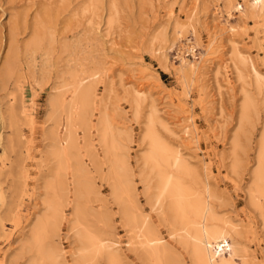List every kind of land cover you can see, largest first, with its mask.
<instances>
[{"label":"rangeland","instance_id":"1","mask_svg":"<svg viewBox=\"0 0 264 264\" xmlns=\"http://www.w3.org/2000/svg\"><path fill=\"white\" fill-rule=\"evenodd\" d=\"M249 1L0 0V264H30L36 254L35 248H28V240L46 210V183L58 166L49 152L53 141L49 131L58 127L62 134L66 123L63 111L61 125L54 124L50 99L64 94L70 101L73 80L83 78L91 83L94 96L91 128L79 121L74 124L92 187L81 203L87 210L85 223L113 244L120 263L152 264L139 255L113 195L111 164L96 127L104 112L114 135L119 134L116 139L125 146L144 213L183 264H193L190 247L171 235L167 201L153 207L155 173L143 157L149 149L144 130L155 101L157 132L190 163L184 174L187 183L198 190L209 186L218 217L236 227L232 238L239 256L249 264H264V221L250 201L264 122L263 93L257 91L249 68L251 63L264 80V10L251 14ZM238 2L246 7L244 15L233 8ZM231 26L236 29L230 31ZM179 31L182 38H177ZM213 37V48H219L206 54ZM190 41L199 44L194 55L186 52ZM11 60L15 68L8 77ZM133 71L144 79L138 80ZM142 81L149 93L138 105L129 90ZM246 95L254 97L259 113H250L249 120L242 122ZM184 128L194 141L185 137ZM69 165L70 161L65 175L69 191L56 241L63 254L58 262L78 264L74 253L79 243L71 230L75 197ZM261 203L264 210V197ZM100 258L91 263L107 264Z\"/></svg>","mask_w":264,"mask_h":264},{"label":"bare ground","instance_id":"2","mask_svg":"<svg viewBox=\"0 0 264 264\" xmlns=\"http://www.w3.org/2000/svg\"><path fill=\"white\" fill-rule=\"evenodd\" d=\"M247 6L250 8L251 14L260 15L264 10V0H251L247 3ZM233 8L237 10L240 15H244L246 13V7L242 3H235ZM228 14L231 17L233 16L230 12ZM235 29V26H231V28H229L230 31H234ZM182 37L181 31H179L177 38ZM215 42L216 37H213L205 48L204 52L206 54H213L216 52L219 46L217 45L216 49H214L213 47H215ZM188 43H190V45L186 52L189 51L193 53L199 44L191 41ZM165 59H167V57ZM13 68H15V66L14 62L11 60L9 61L7 68L8 77L11 76ZM218 68L220 67L218 66ZM225 68L227 69L228 66H225ZM249 68H251L254 73V83L256 84L255 86L257 91L259 93H263L262 104L264 108V80L260 77L257 70L251 63ZM180 69H183V65ZM193 70L195 71V69ZM194 71H192V73H194ZM133 72H135L134 76L138 80L144 79L139 72ZM183 74L184 73L181 75ZM73 81L72 87L74 88V94L70 101H65L64 94L50 99L52 118L55 121L54 124L57 126L61 125L60 123L62 121L61 118L63 111L66 113V120L64 119L66 123L62 134H60L58 127L55 129L52 128L53 130L51 133L49 131V134L51 135L50 137H52L53 140L49 152L53 158L57 160L58 166L53 173V178H49L50 180L46 183L45 192L47 191V197L45 196L46 198L44 201L46 210L44 214L40 215L41 217L36 220L31 231L30 239L28 240V248L36 249L34 258L31 262H29L30 264H61V262L58 261L61 260L60 258H63V254L56 238L60 235V227L63 221L64 213L63 205L64 202L67 201L69 191L65 175L68 169V161H70L71 165L69 166L71 167L70 171L75 197L73 212L75 219L71 225V230L74 232V235L79 243V246L74 253V259L78 264H90L94 260L101 257L99 260L105 258L107 264H121L118 258V251H116L113 244L111 242L108 243L107 240L102 238L103 235L101 236L98 230L95 231L91 229L85 223L87 210L83 207L81 200L88 192H90L92 187L90 182L87 180V170L84 165V161H82L78 152V138L74 130V124L75 121H79L80 124L83 123V125L87 128H91L90 122L93 114L92 103L94 94L93 87L90 82H87L86 78L80 79L79 81L74 79ZM136 85L129 91L132 93L131 95L134 97L136 103L140 105L146 100L147 94L149 93L147 92L149 87H147L146 84L144 85L143 81L142 83L138 82V85ZM188 87L187 93L191 92V86L188 85ZM165 99L164 102H167V98ZM154 102L155 101H152L151 104L152 114L149 118H147L148 125L146 124V132L144 130L145 138L149 142V149L147 148L148 151L147 153L145 151L146 154L143 157L144 164L149 167L151 172L155 173V192L152 195L153 207H162L164 201H167L168 210L173 224L171 235H176L178 237L176 238L179 239L183 245L190 247L193 264H249L245 257L243 258L242 255L239 256V253L241 252L237 243L232 238V233L237 232L236 227L230 225L233 223H231L229 219H226L228 221H225L223 224L222 222L225 218H222V221V219L218 217L219 215L211 202L213 199V193L211 192L209 186L206 184L204 190H202L203 188L198 190L185 180L184 174L189 171L190 163L187 159H185V157H183L179 149L176 150L177 148L173 149V146H169L171 144L166 143V141L157 132L156 123L159 121V117L157 114L158 110ZM243 103L244 104L241 106L242 111L240 114V120L242 122H246L249 120L250 113L255 112L254 114H258L259 112L252 95H246V100ZM165 106L171 111L169 105ZM137 113L139 114V110ZM106 114L108 115V113L104 112L99 115L96 123L97 133L101 145L105 148L104 156L111 164L108 170V176L112 179L113 195L115 196V200H117L119 206L122 208L121 212L125 221V227H127L128 230L134 234L135 242H133L137 245L139 255L144 258L143 260H147L149 263L152 262V264H183L180 257L176 255V253L167 245L152 225L149 217L144 213L141 202L142 197L137 192V187L132 178L133 172L131 173V167L128 166L127 162L128 158L126 159V152L124 153L125 146L122 147L120 142L117 140L118 138L116 139V137H119V134L118 136L114 135V128L112 129L113 126L110 123L111 121L109 122V118H107ZM182 124L183 123H179V125ZM241 124L243 125V123ZM175 125L177 126L178 124ZM116 130L117 129H115V131ZM116 132L118 133V130ZM184 133L185 137H190L192 140L194 139V136L188 129H185ZM130 135L132 137V134ZM91 146L93 145L91 144ZM235 146L237 145L235 144ZM91 151L90 153H93ZM190 173L191 172H189V174ZM145 194L149 196L150 191L146 190ZM263 197L264 122L259 138L256 166L253 169V178L250 189V201L259 209L264 221V210L261 203V199ZM131 240H129V242ZM28 250L26 249V251Z\"/></svg>","mask_w":264,"mask_h":264}]
</instances>
